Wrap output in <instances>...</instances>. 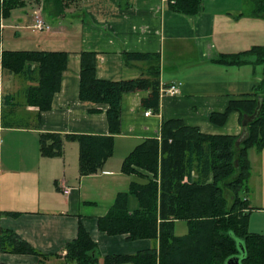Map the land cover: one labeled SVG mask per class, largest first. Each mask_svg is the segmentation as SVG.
Returning <instances> with one entry per match:
<instances>
[{"label": "crops", "instance_id": "0c3cea01", "mask_svg": "<svg viewBox=\"0 0 264 264\" xmlns=\"http://www.w3.org/2000/svg\"><path fill=\"white\" fill-rule=\"evenodd\" d=\"M220 2L202 0L198 14L187 17L172 12L166 0H76L64 5L59 0H25L29 9L22 22L28 33L10 39L0 31V60L3 51L63 52L66 64L51 107L43 112L27 102L28 90L37 86L34 65L21 75L0 65V231L14 232L48 255L44 264H65L64 247L76 238L79 225L96 245L98 264H104L106 256L134 255L154 245L147 239L109 236L98 230L97 220L108 213L118 194L128 192L132 181L152 178L138 168L136 173L141 176L125 174L121 165L146 139L159 140L163 120L182 119L207 135L242 134L238 113H230L222 126L212 124L209 115L223 112L230 100L252 93L263 78V66H223L212 59L263 47L264 19L240 11L226 13L217 7ZM38 5L51 27L50 20L65 14L80 22V32L76 28L67 32L60 24L50 32H33L28 27ZM16 44L19 48H14ZM83 52L95 53L98 79L116 82L149 77L150 68L158 64L159 81L180 86L175 98L159 97L157 111L143 107L149 90L122 94L113 155L99 173L81 177L77 142L64 141L62 156L46 157L40 154L39 137L46 133L108 135L107 106L79 99ZM124 53L148 57L127 64ZM146 111L151 114L145 116ZM258 154L248 181L252 197L250 193L246 196L251 215L264 214V148ZM128 207L130 211L137 207L134 197L129 198ZM181 222H174L176 236L187 233L186 222L182 227ZM252 222L249 218L248 225ZM177 228L181 229L179 235ZM0 264H39V258L0 253Z\"/></svg>", "mask_w": 264, "mask_h": 264}, {"label": "trees", "instance_id": "16d2710c", "mask_svg": "<svg viewBox=\"0 0 264 264\" xmlns=\"http://www.w3.org/2000/svg\"><path fill=\"white\" fill-rule=\"evenodd\" d=\"M75 1L59 0L61 5ZM243 1L250 2L251 17L264 19V0ZM24 3L25 0H2L4 13ZM166 3L172 12L194 17L202 0ZM1 54V67L10 73L25 74L34 65L37 86L28 90L27 102L41 112L49 110L60 88L66 53ZM147 57L124 53L127 64ZM212 61L223 66L253 63L263 66L264 71V47L218 55ZM95 70V53H81L79 99L107 106L108 135L46 133L39 137L40 154L46 157L62 156L64 141L77 142L81 177L99 173L113 155V137L120 130L122 94L149 90L143 107L158 110V64L150 68L149 77L127 81L98 79ZM232 112L239 115L243 130L240 136L207 135L197 127L187 126L182 119H169L161 122L159 140L146 139L128 154L122 162V172L135 174L138 168L152 174V178L132 181L128 192L118 194L108 213L97 220L98 230L109 236L126 235L128 241L151 240L154 245L134 255L106 256L104 264H227L234 258L240 264H264V237L248 231L250 208L246 200L250 175L247 152L252 148L261 152L264 148V72L252 93L230 100L223 112L211 113L209 121L222 126ZM130 197L137 201L132 211L128 207ZM175 221L186 222L185 235L174 234ZM64 249L65 264L99 263L96 245L82 225ZM0 253L36 255L39 264L48 257L9 230L0 231Z\"/></svg>", "mask_w": 264, "mask_h": 264}, {"label": "rangeland", "instance_id": "374dc122", "mask_svg": "<svg viewBox=\"0 0 264 264\" xmlns=\"http://www.w3.org/2000/svg\"><path fill=\"white\" fill-rule=\"evenodd\" d=\"M221 1L220 5H217V7L230 14H234V12L240 11L243 13L245 16H250L251 15V4L246 3L241 5V0H218ZM1 2V0H0ZM43 7L41 5H38L33 8L32 13L34 10H39L38 8ZM28 6L24 3L23 5H17L8 10V12L4 13V7L3 4L0 3V31H4V34L12 39L15 36H23L24 33H28L24 31L23 29L25 27L24 23L22 20H24L25 15L28 13ZM41 9V12H42ZM217 9V8H216ZM2 10V11H1ZM218 10V9H217ZM31 13V15H32ZM64 16L58 19H52L50 21L53 22V27H51L52 30H55L54 28L58 27V24H60L63 29L67 30V32H71L72 28H76V32H80L78 29L79 21L75 20L74 22L65 14ZM234 16V15H233ZM43 17V15H42ZM44 19V18H43ZM52 26V25H51ZM34 32V31H33ZM21 41H17L16 43H20ZM264 47V46H263ZM14 48H19L18 44L15 45ZM254 59V58H253ZM257 69H261L260 66L257 67ZM263 69V68H262ZM259 152H257L255 149H249L247 152V157L249 161V167H250V174L253 173L252 169V163L254 164L257 159L259 158ZM251 190L248 192L249 197H252V191L253 187L250 186ZM247 194V196H248ZM229 195V194H228ZM242 196V195H241ZM229 198V197H228ZM229 200V199H228ZM249 214V218L253 221L251 223V226L248 225V231L251 233V231L255 232L254 234L262 235L264 237V214ZM249 218H248V223H249ZM182 225H185L184 222H181V227ZM181 229L177 228L175 229L176 234H181L180 233Z\"/></svg>", "mask_w": 264, "mask_h": 264}, {"label": "built area", "instance_id": "2783aa9c", "mask_svg": "<svg viewBox=\"0 0 264 264\" xmlns=\"http://www.w3.org/2000/svg\"><path fill=\"white\" fill-rule=\"evenodd\" d=\"M2 4V0L0 2ZM39 10H34L32 13V24L28 27L29 29L35 32H50L51 26L45 22L42 17L41 8ZM2 11V10H1ZM1 65V60H0ZM1 68V67H0ZM179 83H171L169 85H164L161 82L159 83L158 94L160 98L168 97V98H175L179 92ZM151 114L150 111H146L144 113L145 116ZM69 192V189L64 191L65 194Z\"/></svg>", "mask_w": 264, "mask_h": 264}, {"label": "water", "instance_id": "95a60500", "mask_svg": "<svg viewBox=\"0 0 264 264\" xmlns=\"http://www.w3.org/2000/svg\"><path fill=\"white\" fill-rule=\"evenodd\" d=\"M227 264H240L238 258L230 259Z\"/></svg>", "mask_w": 264, "mask_h": 264}]
</instances>
